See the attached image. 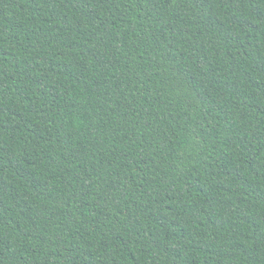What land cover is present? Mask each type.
<instances>
[{
	"label": "trees",
	"instance_id": "1",
	"mask_svg": "<svg viewBox=\"0 0 264 264\" xmlns=\"http://www.w3.org/2000/svg\"><path fill=\"white\" fill-rule=\"evenodd\" d=\"M0 264H264V0H0Z\"/></svg>",
	"mask_w": 264,
	"mask_h": 264
}]
</instances>
